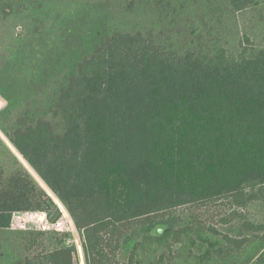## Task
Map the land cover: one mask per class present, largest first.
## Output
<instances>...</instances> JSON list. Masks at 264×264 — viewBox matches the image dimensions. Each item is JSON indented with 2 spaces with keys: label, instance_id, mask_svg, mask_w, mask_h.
<instances>
[{
  "label": "trees",
  "instance_id": "trees-1",
  "mask_svg": "<svg viewBox=\"0 0 264 264\" xmlns=\"http://www.w3.org/2000/svg\"><path fill=\"white\" fill-rule=\"evenodd\" d=\"M62 1L77 2L0 0V14H26L28 27L44 23L41 37H48L52 14L66 21ZM121 11L126 16L89 15V27L100 20L91 50L53 79L37 71L31 54L19 61L13 52L17 70L33 74L23 84L12 74L9 91L38 95L0 120L67 206L83 234L86 264H110L107 247L139 234L142 243L180 236L190 207L229 199L236 215L264 200V44L248 28L264 27V0H126ZM39 101L49 107L42 117L34 108ZM56 208L28 171L0 169V229H10L20 212ZM157 225L167 226L159 237L151 233ZM58 235L65 243L68 234ZM223 236L237 247L247 239ZM76 256L82 260L63 244L24 264H75Z\"/></svg>",
  "mask_w": 264,
  "mask_h": 264
},
{
  "label": "rangeland",
  "instance_id": "rangeland-1",
  "mask_svg": "<svg viewBox=\"0 0 264 264\" xmlns=\"http://www.w3.org/2000/svg\"><path fill=\"white\" fill-rule=\"evenodd\" d=\"M73 1L77 2H60V18L66 16V21L60 22L56 19L58 14H52L49 20L53 21V27L48 37H41L44 23H39L36 28L28 27L29 21L26 14L8 17L0 14V120L12 116V113L15 114L18 108L24 105V99L37 100L38 95V92L32 89L25 92L23 90L9 91L13 87L10 81L12 74V77H17L14 73L19 74L15 82L20 84L27 82L33 74L17 70L19 64L11 60L13 52H16L14 57H19V61L23 60L25 52L31 54V60L34 59L37 71L47 72L51 74L49 79H53L60 73V67L77 60L91 50L95 38L93 31L100 20L89 27L87 25L89 15L92 18L101 13L100 19H103L105 12V19H107L109 11L117 12L116 17L125 15L121 11V3L126 0ZM68 2L71 4L69 5ZM70 7L75 12L67 15V8ZM135 7L141 8L140 14L146 13L139 2ZM80 8L84 11H80ZM248 28L253 39L257 43L264 44V27L256 24ZM100 29L103 30V34H106L107 24L101 23ZM52 87V81H50L46 89L49 99L53 96ZM34 108L38 112L37 115L42 117L45 115L44 109L49 107L39 101ZM0 169L6 175H11L18 170L28 171L38 190L46 191L55 202L61 203L1 128ZM232 209L234 206L229 199L190 207L185 210V217L180 224V227L185 228L180 236L177 237L176 233H173L168 239L162 241H143L142 243L143 236L139 234L129 243L122 241L116 249H114L115 244H111L107 247L108 252H112L110 264H264V200L240 208L236 215H232L234 212ZM225 218L229 220L227 223L223 221ZM249 221L254 223L253 228L249 225ZM166 227V225H157L151 233L159 237L165 232ZM180 227H177L178 231L181 230ZM223 235L247 239L242 242L241 247H237L225 241ZM176 238L179 241H176ZM62 239V236L55 232H43L36 229H0V264H24L25 259L36 252L54 249L65 244ZM211 243L214 244L212 248ZM135 247H138V252L133 254ZM220 247H226L221 254L217 252ZM207 251L208 254L211 251V255L206 254ZM83 260L86 264L84 253ZM75 264H82L78 256L75 258Z\"/></svg>",
  "mask_w": 264,
  "mask_h": 264
},
{
  "label": "built area",
  "instance_id": "built-area-1",
  "mask_svg": "<svg viewBox=\"0 0 264 264\" xmlns=\"http://www.w3.org/2000/svg\"><path fill=\"white\" fill-rule=\"evenodd\" d=\"M57 208L60 210L59 216L52 220L51 213L47 210H31L20 212L14 218L12 230L36 229L43 232H55L58 234H68L65 238L66 246L76 247L81 254L84 253V238L82 232L77 228L74 218L67 206L60 200ZM85 258V257H84Z\"/></svg>",
  "mask_w": 264,
  "mask_h": 264
},
{
  "label": "water",
  "instance_id": "water-1",
  "mask_svg": "<svg viewBox=\"0 0 264 264\" xmlns=\"http://www.w3.org/2000/svg\"><path fill=\"white\" fill-rule=\"evenodd\" d=\"M60 214V210L58 208H56L50 215V218L52 220H55Z\"/></svg>",
  "mask_w": 264,
  "mask_h": 264
},
{
  "label": "bare ground",
  "instance_id": "bare-ground-1",
  "mask_svg": "<svg viewBox=\"0 0 264 264\" xmlns=\"http://www.w3.org/2000/svg\"><path fill=\"white\" fill-rule=\"evenodd\" d=\"M82 264H84V260H83V254H82Z\"/></svg>",
  "mask_w": 264,
  "mask_h": 264
}]
</instances>
